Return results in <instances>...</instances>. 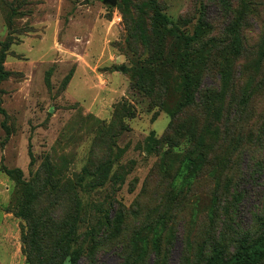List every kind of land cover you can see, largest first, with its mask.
Returning a JSON list of instances; mask_svg holds the SVG:
<instances>
[{"label": "rangeland", "instance_id": "rangeland-1", "mask_svg": "<svg viewBox=\"0 0 264 264\" xmlns=\"http://www.w3.org/2000/svg\"><path fill=\"white\" fill-rule=\"evenodd\" d=\"M131 1L0 0V56L8 46L10 73L0 83L10 130L2 128L0 114V188L9 196L10 215L4 231L0 224V264L35 263L22 240L27 221L17 216L26 185L42 196L35 203L39 215L78 221L72 237L83 254L77 264H202L213 243L223 240L231 252L235 240L259 231L264 62L257 52L264 29L254 21L245 30L250 52L234 71L236 79L254 77L248 104L239 105L246 112L239 115L235 107L243 89L220 90L213 59L214 72L201 83L218 89L214 103L179 116L175 149L162 144L150 153L148 138L162 140L171 118L158 107L150 110L151 99L130 88L126 19L142 15L149 22L151 16L148 0ZM155 1L181 30L192 32L203 12L217 28L225 20L217 0ZM120 103L136 113L124 129L113 117ZM46 160L53 183L58 180L55 190L42 187ZM5 170H20L23 184ZM108 214L115 221L91 250L92 223ZM63 264H71L70 257Z\"/></svg>", "mask_w": 264, "mask_h": 264}, {"label": "trees", "instance_id": "trees-1", "mask_svg": "<svg viewBox=\"0 0 264 264\" xmlns=\"http://www.w3.org/2000/svg\"><path fill=\"white\" fill-rule=\"evenodd\" d=\"M121 1L124 5L133 3L131 0ZM216 5L221 16L225 13V20L220 28L215 27L203 12L192 32L181 30L162 12L155 0L147 2L151 11L149 22L143 19L142 15H137L134 20L126 19L128 35L125 48L132 63L131 68L127 70L130 88L134 93L144 94L151 99L150 110L153 106L158 107L171 118L162 140L148 138L147 149L150 153L159 150L162 144L175 149V140L180 138L181 130L178 122L176 123L179 116L190 109L207 110L214 103L218 89L203 88L201 83L204 74L210 75L214 72V68L209 66L213 59L216 61L217 74L220 75V90L226 86L232 87L233 90L243 89L240 101L235 107L239 115L246 112V108L239 109V105L248 104L250 95L247 90L251 88L254 77L236 79L234 71L237 65L241 69L243 64L239 60L250 52L245 44V30L250 29L254 21L259 24L260 29H264V0H217ZM135 7L137 12H143V5ZM169 23L174 24L172 28H168ZM258 48L259 62L263 63L264 31ZM7 49L8 46L3 45L0 56V83L10 76L4 67ZM72 76L73 72L68 75L65 84ZM0 114L4 116L2 128L9 133L7 112L1 107V102ZM135 116L132 105L125 103L118 104L113 112L115 123L123 129V121ZM165 154L173 155L170 151ZM185 160L184 157L182 163ZM188 161L192 164L193 158ZM41 169H44L42 173L45 175L43 189L55 190L58 180L53 183L55 175L52 173L50 162L46 160ZM5 173L9 178H15L20 185L23 184L20 170H5ZM26 186L17 216L27 221V231L22 240L28 259L31 261L35 258L34 264H63L66 258L70 257L71 264H77L83 254L81 245H78L79 239L72 237L78 221H70L65 217L61 219L56 213L46 217L44 212V215H39L38 211L41 210L35 208V203L41 200L42 196L30 194L33 189L30 185ZM113 219L109 214L105 217L101 215L99 220L92 223L91 250H97L106 227L111 228L115 221ZM234 242L231 252L227 251L223 240L213 243L202 264H264V220L260 223L256 235H244Z\"/></svg>", "mask_w": 264, "mask_h": 264}, {"label": "crops", "instance_id": "crops-1", "mask_svg": "<svg viewBox=\"0 0 264 264\" xmlns=\"http://www.w3.org/2000/svg\"><path fill=\"white\" fill-rule=\"evenodd\" d=\"M0 196H1L0 198V224H1V229L3 228V231H4L5 224L9 220L8 216H10L9 213L5 211L6 205L9 204V196L6 197L5 199V194L2 188H0ZM1 199H2V202H1Z\"/></svg>", "mask_w": 264, "mask_h": 264}, {"label": "water", "instance_id": "water-1", "mask_svg": "<svg viewBox=\"0 0 264 264\" xmlns=\"http://www.w3.org/2000/svg\"><path fill=\"white\" fill-rule=\"evenodd\" d=\"M104 4H110L112 6H116L118 0H103ZM121 70H123V68H121Z\"/></svg>", "mask_w": 264, "mask_h": 264}]
</instances>
